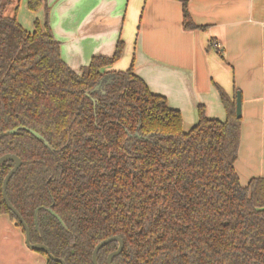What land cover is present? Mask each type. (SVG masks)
<instances>
[{
  "label": "trees",
  "instance_id": "1",
  "mask_svg": "<svg viewBox=\"0 0 264 264\" xmlns=\"http://www.w3.org/2000/svg\"><path fill=\"white\" fill-rule=\"evenodd\" d=\"M0 1V156L21 159L6 195L31 242L66 264H93L96 243L113 235L123 247L112 264H264V175L240 183L235 98L217 86L225 117H208L199 104L196 123L184 131L179 109L132 64L107 69L121 55V40L112 55H92L77 72L62 59L47 15L29 31ZM178 1L182 27L205 29L192 19L189 0ZM41 5L27 2L31 10ZM104 76L110 80L93 90ZM12 166L0 163V213L24 233L2 197ZM116 247V240L102 245L98 264ZM37 251L45 264H60Z\"/></svg>",
  "mask_w": 264,
  "mask_h": 264
},
{
  "label": "crops",
  "instance_id": "2",
  "mask_svg": "<svg viewBox=\"0 0 264 264\" xmlns=\"http://www.w3.org/2000/svg\"><path fill=\"white\" fill-rule=\"evenodd\" d=\"M41 1L31 10L28 0H6L4 12H15L29 31L48 13L60 55L77 72L92 55H112L121 40V55L107 69L132 64L151 91L182 110V126L196 123L199 104L208 117H225L217 86L231 99L239 91L242 113L252 120L250 142L234 167L239 176L238 168L248 172L246 180L264 175V0H189L192 19L206 25L190 30L182 27L178 0ZM0 264H45L6 213H0Z\"/></svg>",
  "mask_w": 264,
  "mask_h": 264
},
{
  "label": "water",
  "instance_id": "3",
  "mask_svg": "<svg viewBox=\"0 0 264 264\" xmlns=\"http://www.w3.org/2000/svg\"><path fill=\"white\" fill-rule=\"evenodd\" d=\"M96 87H97V85L94 86V89ZM235 113H236L237 117L241 116V98H240V93L239 92H236V97H235ZM20 127H23L24 129L28 130L35 137H37L38 139L42 140V142L44 143L45 146H47L48 148L52 149L51 145H49V143L42 137V135L40 133H38L37 131H35L34 129L29 128V127H25V126H20ZM17 129L18 128L8 129V130L5 131V133H16ZM8 159L13 161V166L9 169V171L5 174V176L3 178V181H2V197H3V200H4L5 204L7 205V207L16 215V217L18 218V220L21 223V226H22V228L24 230V242H25V245L28 248L32 249V250H36V251L37 250H43L48 255V257H50L51 259L60 262V264H66L65 261L62 258L53 255L49 251L47 245H45L44 243L31 242L29 227L27 226V224L23 220V218L20 215V213L18 212V210L12 205V203L10 202L9 198L6 195L7 182L9 180L10 176L13 174V172L21 164V159H20L19 156H17L14 153H5V154L0 156V163L5 161V160H8ZM47 209L62 223V225H64L62 220L60 219V217L53 210H51L50 208H47ZM34 217H35L34 222H35V225H36L37 224V210H35ZM110 240H116L117 241L116 249L111 251V252H109L107 257H106V263L107 264H112L111 263L112 258L115 255H117L120 252V250L122 249V247H123V240H122L121 237H119L117 235H113V236L104 238V239L100 240L98 243H96V245L94 246V248L92 250V255H91V259H92V263L93 264H98V262H97L98 249L102 245H104L105 243H107Z\"/></svg>",
  "mask_w": 264,
  "mask_h": 264
},
{
  "label": "rangeland",
  "instance_id": "4",
  "mask_svg": "<svg viewBox=\"0 0 264 264\" xmlns=\"http://www.w3.org/2000/svg\"><path fill=\"white\" fill-rule=\"evenodd\" d=\"M22 14L24 16H27V12L26 13L23 12ZM35 19H38V18H35ZM47 19L49 22L48 13H47ZM38 20L41 22V19H38ZM240 98H241V96H240ZM179 111H181V114H182V110H179ZM197 115H198V112H197ZM205 115H206V113H205ZM240 117H241L242 124H244V125H243V130H242V136H240V145H239L238 153L245 150V148L247 147V144L250 142V135H251V129H250V127H251L250 123L251 122L250 121L252 120V119L247 120L248 116L242 113V106H241V116ZM190 123H191V120L187 119L186 122L183 124L182 129H184V131H187L188 129H190V127H191ZM238 171H239L240 176H241V178L239 176L240 183L244 184L247 181L246 179L249 177L248 172L247 171L243 172V170H240L239 168H238Z\"/></svg>",
  "mask_w": 264,
  "mask_h": 264
},
{
  "label": "flooded vegetation",
  "instance_id": "5",
  "mask_svg": "<svg viewBox=\"0 0 264 264\" xmlns=\"http://www.w3.org/2000/svg\"><path fill=\"white\" fill-rule=\"evenodd\" d=\"M110 80V77L109 76H104L96 85L97 87L94 89L93 87V90H101L102 86L104 85V83L108 82ZM52 210V209H51ZM49 211V210H48ZM50 212V211H49Z\"/></svg>",
  "mask_w": 264,
  "mask_h": 264
}]
</instances>
